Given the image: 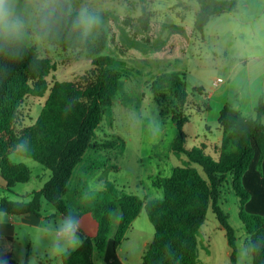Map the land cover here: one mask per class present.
Wrapping results in <instances>:
<instances>
[{"label": "trees", "instance_id": "trees-1", "mask_svg": "<svg viewBox=\"0 0 264 264\" xmlns=\"http://www.w3.org/2000/svg\"><path fill=\"white\" fill-rule=\"evenodd\" d=\"M195 1L200 5L194 23L196 32H203L212 16L235 13L239 9L236 0ZM68 3L55 0L50 7L39 9L36 33L64 51H84L92 43L89 38L82 39L72 28L76 12L70 11ZM139 21L143 29L149 28V13L145 9ZM123 67L122 61L101 56L74 80L54 79L50 87L47 78L57 69L56 62L42 58L35 48L26 47L20 40L11 44L0 40V173L6 190L12 193L17 184L26 183L32 177L29 167L23 163L12 164L9 158L21 138L27 137L32 149L22 157L33 159L52 173L29 201L2 198L0 211L11 216L39 215L45 200L60 215L68 207H75L81 218L93 215L98 223L95 236L89 237L81 231L83 245L70 255L62 256L61 264H95L93 252L106 249L115 220L118 226L114 243L118 248L145 209L155 229L143 263L199 264V231L212 207L226 230L231 263L236 264L235 231L219 202L227 184L240 200L239 218L246 229L247 240L264 239V215L244 211L251 197L244 186L246 173L255 158H258V169L264 163V101L259 100L255 118H245L229 104L223 107L217 120L222 140L215 149L217 159H214L199 148L189 149L185 145L184 126L190 117L183 112L189 96L184 75L172 72L158 75L152 82V92L161 115L171 113L177 127L179 135L172 144L173 152L184 154L187 160L175 167L170 177H157L154 186L162 188V200L128 195L109 183L103 191L91 195L86 184L104 164L89 151L114 150L124 144L119 136L98 139L97 135L120 89ZM47 91L48 97L35 123L24 125L22 109L27 99L40 98ZM252 262L264 264V248L254 255ZM0 264H16L12 253L0 249Z\"/></svg>", "mask_w": 264, "mask_h": 264}, {"label": "rangeland", "instance_id": "rangeland-1", "mask_svg": "<svg viewBox=\"0 0 264 264\" xmlns=\"http://www.w3.org/2000/svg\"><path fill=\"white\" fill-rule=\"evenodd\" d=\"M66 1L71 12H78L86 4L100 16L99 27L89 37L90 48L64 51L36 33L38 10L50 7L55 0H21L27 24L19 40L26 47L35 48L42 58L57 63V69L47 78L50 87L54 79L60 82L74 80L89 70L92 61L101 56L124 63L118 94L97 130L98 139L119 136L124 144L114 150L89 151L104 165L87 182V191L95 195L109 183L128 195L162 200L163 190L154 186V182L157 177H170L172 170L183 165L187 157L172 150L179 133L171 120V113L161 115V108L152 92V82L165 72L184 75L189 96L183 112L190 117L184 126L187 136L185 145L189 149L199 148L216 159L210 142H217L222 132L213 112L208 114L206 111L209 103L214 104L207 94L212 90L215 78L225 79L221 84L223 87L233 82V77L244 66L241 59L248 60L251 70H259L264 65V0H236L239 5L237 12L212 16L203 32L195 30V17L200 7L195 0ZM143 9L149 13L150 25L147 29H143L139 21ZM229 71L232 73L230 79L226 78ZM48 93L40 98L27 99L22 109L24 125L35 123ZM229 105L233 107V103ZM150 126H154L153 130ZM9 158L12 164L23 163L29 167L32 177L26 183L17 184L12 193L6 190L0 177V201L4 197L13 202L29 201L33 192L49 181L52 173L33 159L12 155ZM256 173L254 170V174L248 177L250 182ZM259 181L264 183V179ZM228 187L227 184L223 187L219 204L229 215L228 221L234 228L238 249L248 241L247 232L239 218L240 200ZM256 199L244 211L263 216L264 208ZM37 216L48 220L59 217V214L44 200ZM19 219L16 216L11 220L10 215L0 211V245L9 246L7 232L17 234L13 235V244L9 247L16 264H19L21 256L27 259L29 255H34V264H59V257L50 256L44 245L33 253L32 241L40 235L39 227L24 224ZM95 220L89 214L81 221V231L89 237H92L91 227H95ZM117 226L116 219L111 237ZM154 229L145 209H142L129 233V241L124 245L131 264L137 263L144 243L153 240ZM225 232L211 207L199 231V264H232ZM98 257L96 253L95 259Z\"/></svg>", "mask_w": 264, "mask_h": 264}, {"label": "clouds", "instance_id": "clouds-1", "mask_svg": "<svg viewBox=\"0 0 264 264\" xmlns=\"http://www.w3.org/2000/svg\"><path fill=\"white\" fill-rule=\"evenodd\" d=\"M101 23L100 16L86 4L82 5L72 19V28L87 40ZM25 8L21 0H0V40L6 44L19 40L26 30ZM154 126H150L153 130ZM31 143L27 137L21 138L13 146L12 156H24L31 152ZM81 215L75 207H68L55 219H48L39 226L40 235L33 241V253L44 245L50 256H68L83 245ZM46 241V244H45ZM264 248V239H249L237 249L236 264H252L254 255ZM19 264H34V255L21 256Z\"/></svg>", "mask_w": 264, "mask_h": 264}, {"label": "crops", "instance_id": "crops-1", "mask_svg": "<svg viewBox=\"0 0 264 264\" xmlns=\"http://www.w3.org/2000/svg\"><path fill=\"white\" fill-rule=\"evenodd\" d=\"M241 61L244 66L242 70L238 71L237 75L233 77V82H230L228 87L221 86V84L225 82L224 78L221 77L215 78V80H213L212 90H210V92L207 94V98L210 101L214 100V104L209 103L207 105L208 108H206L207 109L206 111L208 114L213 112L216 121L219 120L220 112L223 109V107L226 104H231V103H233V107L237 109L239 112H241L245 118H255L256 117L255 109L259 103V100L262 99L264 101V65L259 70H251L249 69V62L247 59H241ZM231 75L232 73L229 71L228 74L226 75L227 76L226 78L230 79L229 76ZM215 81H220V85L218 87L214 85ZM231 88H233L232 91ZM262 122L264 123V117ZM221 140H222V135L217 142L215 143L210 142V148L214 151L216 159H217V155L215 149L219 145ZM205 148H207V145H205ZM254 170L257 173L254 176L253 181L250 182L248 180V177L254 174ZM263 173H264V163L260 167V169H258V158H255L244 178L245 189L250 193L251 196L250 200L246 205V208L249 206V204L252 202V200L255 197L257 198L256 199L257 203L264 208V183L259 181V179H264ZM0 177H2V175ZM41 189L42 187L38 191H40ZM14 217L16 216H11V220H14ZM18 217H20L19 221H22V223L29 224L30 226H33L35 228L39 227V225H41V223L45 221L44 217L41 216L39 218L37 215H34L33 213L24 214ZM83 217L81 218V221ZM135 221L133 222L132 227L127 232L126 238L123 241L122 245H120L118 248L115 247L114 235H113L112 237L111 236L109 237L107 247L103 252H99L98 250H96L97 252H93V259L95 264H131L128 257L129 252L127 251L125 252L124 245L127 240L129 241V233L131 229L134 228ZM13 224H10V226H12ZM94 225L95 227L94 226L91 227L92 228L91 230L93 232L92 237L95 236L97 232L98 223L96 222V224ZM14 234L16 233L10 231L6 233V239L9 242L8 247L4 245L3 246L0 245V249L8 250L9 252L12 253V255L13 252L10 250L9 247H11L13 244ZM151 242L152 240L151 241L149 240L144 243L143 251H140L136 264H144L143 255L145 251H147L148 246L150 245ZM96 253L99 255V257L95 259ZM61 257L62 256H59L60 259L59 264H61Z\"/></svg>", "mask_w": 264, "mask_h": 264}, {"label": "built area", "instance_id": "built-area-1", "mask_svg": "<svg viewBox=\"0 0 264 264\" xmlns=\"http://www.w3.org/2000/svg\"><path fill=\"white\" fill-rule=\"evenodd\" d=\"M214 85H215L216 87H218V86L220 85V81H215V82H214Z\"/></svg>", "mask_w": 264, "mask_h": 264}]
</instances>
